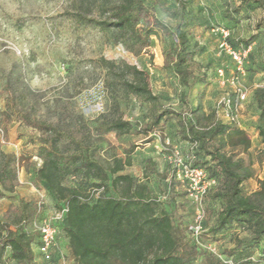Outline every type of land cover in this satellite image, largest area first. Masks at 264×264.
<instances>
[{
	"label": "rangeland",
	"instance_id": "rangeland-1",
	"mask_svg": "<svg viewBox=\"0 0 264 264\" xmlns=\"http://www.w3.org/2000/svg\"><path fill=\"white\" fill-rule=\"evenodd\" d=\"M145 1L172 28L180 22L185 6L189 48L199 64L197 74L205 76V83L194 86L186 102L181 100L183 89L174 70L164 68L167 54L175 50L172 38H153L149 51L135 56L117 43V34L112 29L76 20L73 15L79 6L76 0H0V129L5 141L0 150L16 154L20 182L14 195L0 199L1 216L21 200L35 202L39 192L46 197L45 212L53 213L55 201L36 183L34 168L41 164L37 157L39 146L57 140L61 153L83 155L107 167L114 166L116 157L124 159V151L134 147L133 165L121 174L149 184L153 197L161 198L163 208L173 211L170 204L174 205L177 223L185 227L192 221L193 206L182 187L175 191L179 181L168 159L171 150L176 149L167 144L175 135V123L169 121L149 136L142 134L143 126L152 120L151 106L118 89L111 95L105 89L106 71L99 62L106 59L136 65L148 75L162 107L186 115L199 99L210 110L223 97L247 90L239 120L241 125L245 120L252 125L258 119V108L251 101V94L264 86V32H254L252 54L245 61V75L241 77H237L233 60L220 45L224 39L222 31L232 35L234 47L239 45V39L249 38L263 12L253 9L233 19V10L240 0ZM86 5L96 10L99 4L87 0ZM113 98L118 111L113 107ZM24 113L33 120L53 125L55 131L43 134L24 126L20 121ZM117 118L133 124V131L127 135L106 133L107 122ZM253 132H246L252 144L248 153H241L239 148L227 149L229 153H238L239 158L255 169V177L244 188L246 193H254L264 181V164L257 161L264 145L259 135L256 137L257 131ZM147 160H152L154 166L149 168ZM168 190L170 199H166ZM110 196L119 195L111 190ZM207 206V220L213 226L218 205ZM251 236V230L235 227L218 237V249L233 248L238 240H248ZM36 255L38 264H47L37 252ZM54 255L52 264H63V258L66 264H73L68 240L62 232ZM255 256L258 264H264L263 257Z\"/></svg>",
	"mask_w": 264,
	"mask_h": 264
},
{
	"label": "trees",
	"instance_id": "trees-1",
	"mask_svg": "<svg viewBox=\"0 0 264 264\" xmlns=\"http://www.w3.org/2000/svg\"><path fill=\"white\" fill-rule=\"evenodd\" d=\"M76 1L79 5L73 14L76 20L112 29L117 34V43L135 56L148 52L153 38H172L175 50L167 54L164 68L174 70L183 89V102L194 86L205 83V76L197 74L199 64L189 48L185 6L180 22L172 28L157 17L145 0H95L99 4L96 10L86 5L87 0ZM253 9L263 15L254 24L250 37L239 39L236 47L230 33L226 38L236 50H252L255 33L264 32V0H240L232 17L247 15ZM251 54L250 51L248 57ZM99 63L106 71L105 89L111 95L118 89L151 106L152 120L143 126L141 133L149 136L155 128L172 121L177 135L191 146L188 155L180 151L182 156L193 158L192 165L206 170L209 179L216 182L206 196L205 206L206 213L208 204H217L218 210L213 226L205 221L203 241L218 246V237L235 227L251 230L252 236L238 240L233 248L219 251L220 257L215 256L194 244L188 231L191 222L185 227L176 222L174 205L170 204L173 211L163 208L161 198L153 197L149 184L121 174L133 165L134 147L124 151V159L116 157L114 166L107 167L83 155L61 153L56 140L39 146L37 157L41 164L35 166L34 176L36 183L55 201L53 212L68 210L56 225L57 245L62 232L68 240L73 264H258L255 255L264 258V181L256 192L245 195L243 185L255 177V169L238 153L227 152L228 148H239L245 154L250 151L252 144L246 131L220 120L216 108L207 114L202 99L188 115L163 108L160 97L152 91L148 75L136 65L106 59ZM228 96L233 102L237 99V94ZM251 97L258 108V119L250 126L264 145V86L254 90ZM113 107L118 111L116 98ZM20 121L43 134L55 131L53 125L33 120L27 113L20 115ZM133 129V124L117 118L107 122L105 132L127 135ZM257 161L264 164V149L257 154ZM17 162L14 152L0 150V199L11 197L20 186ZM147 163L149 168L154 166L152 160ZM100 190L99 195L93 194ZM111 190L119 196H110ZM170 195L168 190L166 199ZM39 202V197L35 202L21 200L12 204L4 216L0 215V264L8 261L38 264L36 252L43 258L39 252L41 236L33 225L49 213L45 212L46 202L39 212ZM56 249L50 260L43 258L45 263L55 262Z\"/></svg>",
	"mask_w": 264,
	"mask_h": 264
},
{
	"label": "built area",
	"instance_id": "built-area-1",
	"mask_svg": "<svg viewBox=\"0 0 264 264\" xmlns=\"http://www.w3.org/2000/svg\"><path fill=\"white\" fill-rule=\"evenodd\" d=\"M222 34L224 39L220 47L225 50L233 60L237 77L244 76L245 61L249 52L251 51V48L236 50L226 41L229 33L222 31ZM218 72L220 77L224 78L223 71L219 70ZM237 77L234 78V81L238 80ZM224 83L225 81L223 80L222 84ZM235 94H237V99L234 102L228 95L223 97L218 102L216 106V114L220 120H223L224 122L231 125L241 127L239 112L242 109L243 103L247 99L248 91L238 90L235 92ZM3 133L4 132L2 129H0L2 144L5 145V141L2 136ZM168 159L175 169L176 175L184 183L188 200L193 206L194 215L191 223L188 226V231L194 244H196L201 249L220 257L217 244L203 241V235L206 232L204 224L207 219L205 200L208 192L216 184V182L209 179L206 170L194 167L192 165L193 158H184L178 149H173L172 154L168 157ZM101 192L102 190L95 191L93 194L99 195ZM38 194L40 198L38 208L39 212H41L43 206L45 205L46 197L42 192H39ZM67 211V208H64L61 211L47 214L44 218L37 219L34 222V230L37 231L41 236V246L39 248V252L45 260H50L53 250L57 248L58 229L56 225L63 220ZM63 264H66L64 258Z\"/></svg>",
	"mask_w": 264,
	"mask_h": 264
},
{
	"label": "crops",
	"instance_id": "crops-1",
	"mask_svg": "<svg viewBox=\"0 0 264 264\" xmlns=\"http://www.w3.org/2000/svg\"><path fill=\"white\" fill-rule=\"evenodd\" d=\"M244 105H245V103H243V106H242V108L244 107ZM204 107H205V112L207 113V114H209L213 109H210L209 110V108H207L205 105H204ZM246 107H248L247 106V104H246ZM215 109V108H214ZM247 123V121L245 120V121H243L242 122V125H241V129H244L246 132L247 131H249V130H252V131H256L254 128H252V126H250V124H246ZM174 132H175V135H174V137H170L169 138V140L167 141V144L169 145V148H171V147H174V148H176V149H178L179 151H181V153L183 154V155H188V153H189V151H190V143L189 142H187V141H183L181 138H180V136H178L177 135V133H176V130H174ZM253 132V133H254ZM255 135H256V137H258V133H255ZM176 178H177V181H179V182H177L176 184H175V191H177V190H180V187H182L183 189H184V191H185V188H184V183L178 178V176H176ZM250 181V180H249ZM248 182V181H247ZM247 182L246 183H244V185H243V189L245 188L246 189V186H248V184H247ZM182 184V185H181ZM256 192V191H255ZM250 194H252V193H246L245 192V195H250Z\"/></svg>",
	"mask_w": 264,
	"mask_h": 264
}]
</instances>
